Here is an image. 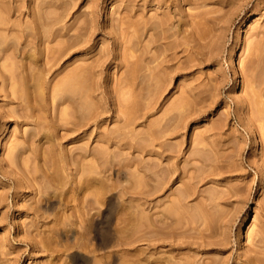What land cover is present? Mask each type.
Masks as SVG:
<instances>
[{
    "label": "rangeland",
    "instance_id": "rangeland-1",
    "mask_svg": "<svg viewBox=\"0 0 264 264\" xmlns=\"http://www.w3.org/2000/svg\"><path fill=\"white\" fill-rule=\"evenodd\" d=\"M263 135L264 0H0V264H264Z\"/></svg>",
    "mask_w": 264,
    "mask_h": 264
},
{
    "label": "bare ground",
    "instance_id": "bare-ground-1",
    "mask_svg": "<svg viewBox=\"0 0 264 264\" xmlns=\"http://www.w3.org/2000/svg\"><path fill=\"white\" fill-rule=\"evenodd\" d=\"M57 20V19H56ZM42 22V21H41ZM55 23V22H54ZM149 22H147V21H145V29H146V31L149 29V26L147 25ZM235 62V60L234 59H232L231 61H230V63H234ZM23 65V64H22ZM32 69V68H31ZM28 70H30V69H28ZM7 71V70H6ZM9 73V72H8ZM32 75V74H31ZM75 75V74H74ZM25 76V75H24ZM23 76V77H24ZM75 76H77V73H76V75ZM79 76V75H78ZM70 77V76H69ZM71 78V77H70ZM69 78V79H70ZM73 78H74V76H73ZM78 78H80V80H81V77H78ZM72 80H76L77 81V79H72ZM75 81V82H76ZM25 82V81H24ZM77 82H80V81H77ZM39 83V82H38ZM23 84V83H22ZM68 85V84H67ZM77 85V84H76ZM82 85V84H81ZM29 86V85H28ZM41 90V89H40ZM27 91V90H26ZM38 124V123H37ZM261 133H262V131H261ZM264 136V135H263ZM262 136V137H263ZM263 139V138H262ZM264 140V139H263ZM161 143V142H160ZM164 144H165V142H163ZM162 143V144H163ZM164 144L163 145H161V147H160V150H157V154L159 155V156H161V157H166V153H165V148H163L164 147ZM163 146V147H162ZM225 164H226V162H225ZM229 166H230V164H229ZM227 168H228V166H226ZM226 168V169H227ZM233 168V167H232ZM162 170H164V169H162ZM229 171V170H228ZM164 177V176H163ZM164 180V179H163ZM191 186V185H190ZM191 188V187H190ZM189 189V188H188ZM146 190H148V189H146ZM186 190V189H185ZM184 190V193H182V192H180V193H182V194H180V196H178V202H179V200H180V202L182 203V200L184 199V196H182L183 194L185 195L186 194V196H187V191H185ZM240 190V188H238V190L237 191H239ZM145 191V190H144ZM244 191V190H243ZM98 192V191H97ZM189 192V191H188ZM227 192V191H226ZM225 192V193H226ZM239 192H241V191H239ZM146 194H147V191H145V193L143 194V195H145V197H146ZM189 194V193H188ZM183 198H182V197ZM144 199V198H143ZM148 199V198H147ZM177 201V200H176ZM174 202H175V200H174ZM173 202V203H174ZM172 203V204H173ZM175 204H176V202H175ZM177 205V204H176ZM180 206V205H179ZM174 208V207H173ZM175 208H177V207H175ZM170 210H172V207H171V209ZM175 210V209H174ZM177 210V209H176ZM169 211V210H168ZM180 211V210H179ZM173 212V211H172ZM176 212V211H175ZM165 213V212H164ZM169 213L171 214V211H169ZM168 212L166 213V216H171V215H168L169 214ZM173 214V213H172ZM162 215V214H161ZM165 216V214L163 215V217ZM173 216V215H172ZM171 219H172V217H170ZM161 227V226H160ZM148 232V231H147ZM255 261H256V259H253V257H248L247 258V262H249L248 264H254L255 263ZM260 261V260H259ZM261 263V262H260Z\"/></svg>",
    "mask_w": 264,
    "mask_h": 264
}]
</instances>
